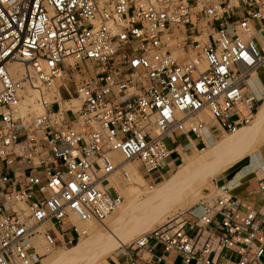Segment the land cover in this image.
<instances>
[{
    "label": "built area",
    "instance_id": "2783aa9c",
    "mask_svg": "<svg viewBox=\"0 0 264 264\" xmlns=\"http://www.w3.org/2000/svg\"><path fill=\"white\" fill-rule=\"evenodd\" d=\"M258 70L264 0H0V264H36V242L54 248L63 224L80 237L72 217L104 223L123 200L116 183L130 180L124 165L151 177L170 158L166 140L203 149L249 124ZM28 90L39 114L20 113ZM228 191L214 186L135 237L126 264L131 251L260 264V218H238Z\"/></svg>",
    "mask_w": 264,
    "mask_h": 264
},
{
    "label": "rangeland",
    "instance_id": "374dc122",
    "mask_svg": "<svg viewBox=\"0 0 264 264\" xmlns=\"http://www.w3.org/2000/svg\"><path fill=\"white\" fill-rule=\"evenodd\" d=\"M260 75L261 78L264 79L262 72H260ZM69 87L72 88L73 83L70 82ZM262 98L258 102L257 108L262 103ZM239 108L242 113L245 112L242 106ZM255 113L253 115H255ZM253 121L254 116L251 122L243 127L250 128ZM254 130L256 134L254 137L249 138L250 141L247 140L239 143L231 149L219 151L210 161L201 166L192 165V162L188 163V161L194 159V157L199 158L201 156L199 153H205L210 145H213L215 142L227 140L236 133H228L224 137H220L216 141L209 143L210 145L208 144L203 149L201 146H199L197 150L192 148V151L189 154L181 152V161L176 163V165L170 169L165 166L162 170L154 172L151 177L146 176L139 163L124 165V169L126 171H128V168L130 167L135 168L137 170V174H139L142 178V183H140V185L134 184L131 176L129 182L119 180L120 184L118 187L123 199L119 207L124 205L123 213L121 215H117L116 210H118V207L114 213L111 214L109 217L110 219L107 218L104 223L97 224L90 222V229L88 230L85 226L77 224L79 229L87 230L86 235L80 237L74 236L70 244L65 243L66 240H56L57 243L55 247L52 248L49 253L42 255L37 260L36 264H66L65 262L54 263V258H52L53 260L51 259L53 262H50L49 258L53 253L54 255L59 253L69 254V252H71L69 251L70 249L76 247L82 242L86 243L84 245L85 249L81 251L80 256L70 257L69 255L67 257L69 264H108L107 261L109 257L117 249L126 247L138 235L165 223L167 220L174 218L179 213L187 215L191 210H193L196 204L203 199L209 191H213L214 177L219 172L222 164L225 163V158L242 152L250 144H253V142L255 143L253 149L254 152L264 142V120L262 124ZM166 144L169 148L173 147L170 140H166ZM250 154L245 157V160L251 157ZM170 159L171 158H168L167 161H170ZM238 164L235 166H238ZM22 168L27 170L26 167ZM178 170H181V177L177 182H175L173 188L167 193L165 199L157 197V193L160 189L156 188V185L163 182L170 174ZM189 205L191 206L189 207ZM105 225L108 226L107 230L104 228ZM89 231L92 235L94 234L92 238H97L96 236L99 234L97 232H101L98 237V241H89L91 240L88 235ZM118 241H121L122 244L117 245ZM112 245L116 247L108 251L105 250Z\"/></svg>",
    "mask_w": 264,
    "mask_h": 264
},
{
    "label": "crops",
    "instance_id": "0c3cea01",
    "mask_svg": "<svg viewBox=\"0 0 264 264\" xmlns=\"http://www.w3.org/2000/svg\"><path fill=\"white\" fill-rule=\"evenodd\" d=\"M260 72H262V75L264 76V70H258L255 75L256 79L252 78L249 82L250 87L253 89L254 93L259 99H261L264 95V79L261 78ZM263 106L264 97L262 98V103L254 115V120H256L261 114ZM263 120L264 117L258 122L256 127L260 126ZM245 128L246 127H241L235 133H243L241 130H244ZM255 134L256 133H254V135ZM178 139V142L174 143L173 147L170 148V161H166L165 164V166H167L169 169L181 161V152L189 154L191 153L192 148L197 150L199 147V142L193 139L188 140L183 137ZM215 144L216 142L213 145H209L214 146ZM235 146L237 145H234L233 147ZM254 146L255 143L253 142V144H250L245 150L236 154L231 160L223 163L219 169V172L214 177L213 185L216 187H227L229 189V195L235 198L238 202V218L244 217L245 213L249 211L256 212L260 218L259 227L264 234V195L259 193L257 190V182L259 180H264V142L257 148L256 151L253 152ZM233 147H230L229 149ZM249 154L251 157L245 160V157ZM237 164L238 166H235ZM163 182L157 184L156 186L161 185ZM55 230L57 233H63V241L67 239H73L74 236H76L66 224H63L60 229L56 228ZM57 240L60 239L58 238ZM154 248L156 253L159 254L161 252L159 247ZM130 256L136 257L137 264H158L152 256H143L140 252L131 251ZM230 257L232 260L237 259L235 254L227 253L226 258ZM128 258L129 254L126 252V250L124 248H120L109 257L107 262L108 264H126ZM180 261V256L173 252L164 256L162 262L159 264H180ZM225 264L231 263L225 262ZM260 264H264V261L260 262Z\"/></svg>",
    "mask_w": 264,
    "mask_h": 264
},
{
    "label": "bare ground",
    "instance_id": "6f19581e",
    "mask_svg": "<svg viewBox=\"0 0 264 264\" xmlns=\"http://www.w3.org/2000/svg\"><path fill=\"white\" fill-rule=\"evenodd\" d=\"M9 70H10L12 76H17L18 74L21 73V71L23 70V68H22V66L20 64L14 63V64H12L9 67ZM253 79H256V77L253 76ZM27 92L28 93L24 96V99H23V102H22V107L20 109V113H22V114H26V113L39 114L42 111V108L36 102L37 93L35 91H32V90H28ZM72 104L74 106H76V107H78V105H79L78 101L77 100H74V99L72 100ZM263 117H264V106L262 108L261 114L258 116V118L256 120L253 121V124H252V126L250 128L248 127V128H245L244 130H241V131H243V133L242 132H238L235 135L231 136L227 140H223V141L216 142V144L214 146H210L206 150L205 153H202V154L199 153V155H201L199 158L194 157V159L189 160L188 163L189 162H192V165L193 164L194 165H200V166L201 165H204L206 162L210 161L216 155V153H218L219 151L227 150L230 147H233L234 145H238L239 143L244 142V141H247V140L250 141L249 138H252L253 137V135L255 133V130L254 129H255L256 125L258 124V122ZM239 129L235 130L233 133H235ZM229 134H232V133H229ZM208 144H209V142H208ZM234 156L225 158L224 159V162L231 160ZM127 172H128L129 177L130 176L132 177V182L134 184H139L140 185V183H142V180H141L142 178H141V176L139 174H137L135 168H131L130 167V168H128V171ZM180 177H181V170H178V171L173 172L172 174H170L168 176V178L165 179V181L161 185L156 186V188L160 189L158 191V193H157V197H161V198L165 199L167 193L173 188L175 182H177ZM119 184H120V181H118L116 183L117 186H119ZM190 206L191 205H189V207ZM175 210H176V208H175ZM116 211H117L116 212L117 215H121L123 213V211H124V205L120 206L118 208V210H116ZM108 219H110V218L108 217ZM90 222H94V221L80 222L76 218L72 217V223H74L76 226H77V224H81L82 226H85L87 228V230L90 229ZM104 228H105V230H107L108 229V226L105 225ZM78 230L80 232H82L81 233V236L87 234V230L86 229H79L78 228ZM97 233H99L98 236H96L97 238H92L94 236V234L92 235L90 233V231H89L88 235L91 238V240H89V241H98V237L100 236L101 232H97ZM92 239H95V240H92ZM118 242H117V245L122 244L121 241H118ZM85 244L86 243H83V242L82 243H79L76 247H74V248H72V249L69 250V251H71V252H69V254L59 253L57 255H54V253H53L51 255V257L49 258V261L51 262L53 260L52 258H54L55 259L54 260L55 261L54 263L65 262L66 264H69V261H68V258L67 257L69 255H70V257L71 256L72 257L80 256L81 251H83V249H85V246H84ZM36 245H37V251L41 255H45V254H47V253H49L51 251V248H48L47 246H44L41 241H37L36 242ZM114 245H116V244H114ZM116 246H113L112 245L111 247H108L105 250L108 251V250L114 249ZM97 260H99V259H97Z\"/></svg>",
    "mask_w": 264,
    "mask_h": 264
}]
</instances>
